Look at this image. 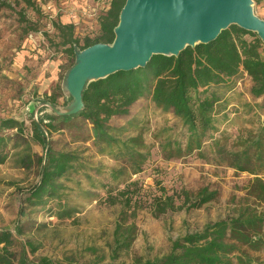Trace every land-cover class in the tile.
I'll use <instances>...</instances> for the list:
<instances>
[{"label":"trees","instance_id":"trees-1","mask_svg":"<svg viewBox=\"0 0 264 264\" xmlns=\"http://www.w3.org/2000/svg\"><path fill=\"white\" fill-rule=\"evenodd\" d=\"M126 1L110 0L99 16L94 38L81 40L75 37L73 24L56 23L70 59L77 51L114 42ZM3 5L0 3V8ZM242 75L250 79L251 88L241 103L234 97ZM73 100L57 86L42 100L37 118L30 115V126L14 117L0 118V164L7 161L6 149L13 143L18 167L37 171L35 183L25 190L27 203L47 207L45 215L50 218L76 217L80 206L66 200L64 180L74 172L88 175L89 159L83 154L90 149L119 165L108 171L110 181L97 185L90 178L88 186L104 191V201L110 205L121 199L122 213L130 208L135 217L136 209L144 208L140 206L144 194L140 181L133 177L145 171L155 150L164 161L195 156L206 164L252 176L245 196L231 214L175 239L168 253L144 264H264V41L257 32L232 24L214 41L187 46L178 55L155 54L139 67L87 81L81 91L82 107L76 112L69 109ZM142 100L163 115L178 119L185 130L183 137L166 128L152 129L138 115H132V108ZM252 111L257 115L249 123L239 121ZM55 135L68 136L69 144L84 142L89 148L57 151ZM33 146L41 147L43 153L35 152ZM159 191L151 195L148 206L156 218L200 208L216 196L208 188L197 193L186 189ZM91 193L85 196L90 202ZM53 202L56 210L48 207ZM129 216L124 214L121 219ZM23 235L19 221L14 230L0 229V264H29V254H35L38 246L30 239L17 238ZM118 256V246H111L107 257L86 264H114ZM107 258L111 262L106 263ZM51 263L46 258L40 261ZM68 264L81 263L69 260Z\"/></svg>","mask_w":264,"mask_h":264},{"label":"rangeland","instance_id":"rangeland-1","mask_svg":"<svg viewBox=\"0 0 264 264\" xmlns=\"http://www.w3.org/2000/svg\"><path fill=\"white\" fill-rule=\"evenodd\" d=\"M109 2L0 0L4 4L0 8V118L14 117L30 126V115L37 118L42 100L57 86L67 96L76 98L74 80L79 73L75 68L82 58V51H77L75 58L70 59L61 45L63 38L56 23L73 24L75 37L81 40L94 38L99 31V16L107 10ZM252 8L264 20V0L261 4L254 0ZM90 56V53L84 52L83 57ZM239 81L234 98L242 103L245 101L244 94L251 88V81L246 75H242ZM59 101L63 103L62 98ZM144 108L146 110L141 111ZM132 115H138L152 129L166 128L180 137L185 134L178 119L154 110L144 100L134 105ZM255 115L252 111L239 121L249 123ZM145 139L150 141L148 137ZM54 142L57 151L89 148L81 141L69 144L68 136L55 135ZM12 147L13 143H9L6 149L8 159L0 164V229L14 230L16 223L20 222L25 235L17 238L30 239L38 246L35 254H29V264H40L43 258L51 260V264H68L69 260L86 264L107 257L111 246L119 248L114 264H144L146 260L168 253L175 239L231 214L238 201L245 196V188L252 179L246 173L238 174L227 167L206 164L195 156L164 161L156 149L145 171L133 177V180L140 181L141 193L144 194V202L140 206L144 208L138 207L135 217H132L133 209L126 208L123 213L130 216L123 220L121 199L110 205L104 201V191L97 192L88 186L90 178L97 185L110 181L108 171L119 164L89 149L83 154V158L89 159L90 165L85 169L88 175L74 172L64 180L68 188L66 200L80 206V212L74 218L60 220L46 216L44 208L47 207H33L26 202L25 190L35 183L37 171L18 167ZM33 150L40 155L43 153L39 146H33ZM96 169L107 173L101 174ZM160 188L169 193L182 189L197 193L208 188L216 196L200 208L182 209L156 218L148 207L149 198L160 194ZM86 192L95 195L91 202L85 199L88 196ZM97 195H103V199L97 198ZM48 207L58 208L56 202ZM44 223L49 225L39 228ZM108 262L111 261L107 258Z\"/></svg>","mask_w":264,"mask_h":264},{"label":"water","instance_id":"water-1","mask_svg":"<svg viewBox=\"0 0 264 264\" xmlns=\"http://www.w3.org/2000/svg\"><path fill=\"white\" fill-rule=\"evenodd\" d=\"M252 0H127L112 44H97L82 51L74 80L76 98L71 112L82 107L81 91L87 81L120 69L147 63L155 54L178 55L187 46L214 41L235 24L258 32L264 20L252 8ZM135 29L129 31L128 20ZM84 52L90 57H83ZM84 76L82 83L81 77ZM76 99V101H75Z\"/></svg>","mask_w":264,"mask_h":264},{"label":"bare ground","instance_id":"bare-ground-1","mask_svg":"<svg viewBox=\"0 0 264 264\" xmlns=\"http://www.w3.org/2000/svg\"><path fill=\"white\" fill-rule=\"evenodd\" d=\"M128 23H129V31L132 32L133 29H135V25H134L133 19H129ZM258 28H260L258 30V32L262 35V37H264V24L260 23V26ZM83 78H84V76L81 77V83H82Z\"/></svg>","mask_w":264,"mask_h":264},{"label":"crops","instance_id":"crops-1","mask_svg":"<svg viewBox=\"0 0 264 264\" xmlns=\"http://www.w3.org/2000/svg\"><path fill=\"white\" fill-rule=\"evenodd\" d=\"M253 2H254V0H252ZM259 1V3L261 4V0H258Z\"/></svg>","mask_w":264,"mask_h":264}]
</instances>
